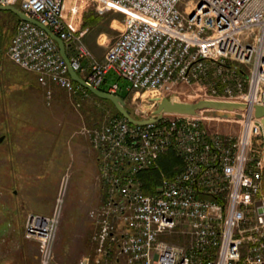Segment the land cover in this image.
<instances>
[{"label":"built area","instance_id":"1","mask_svg":"<svg viewBox=\"0 0 264 264\" xmlns=\"http://www.w3.org/2000/svg\"><path fill=\"white\" fill-rule=\"evenodd\" d=\"M67 1L0 5H18L59 37L76 72L90 59L83 78L92 86H104L109 73L126 81L132 104L149 93L148 100L177 96L248 106L240 119L167 114L133 125L111 117L88 130L110 196L91 212L94 247L80 264H264V212H258L264 208V133L253 117V106H264V0H100L101 13L123 14V30L102 60L70 24ZM7 51L15 66L34 74L47 99L53 86L88 95L74 85L56 42L34 24L19 21ZM136 114L143 117L142 110V117ZM168 150L182 167L143 194L139 174ZM60 201L52 214L26 217L24 237L36 242L39 264H53Z\"/></svg>","mask_w":264,"mask_h":264},{"label":"rangeland","instance_id":"2","mask_svg":"<svg viewBox=\"0 0 264 264\" xmlns=\"http://www.w3.org/2000/svg\"><path fill=\"white\" fill-rule=\"evenodd\" d=\"M79 1H67L70 24L76 29L84 19L91 34L83 42L91 55L102 60L122 29V14L113 9L101 13L104 3L100 0H83L81 8L76 6ZM17 23L13 13L0 11V136H5L0 144V264H39L36 242L24 237L25 220L30 213L52 214L59 199L53 264H80L94 247L96 226L91 212L110 196L101 176L99 151L87 131L115 117L114 109L99 98L70 95L56 86L52 87L53 97L47 99L34 74L9 59L7 45ZM93 40L103 57L90 50L88 43ZM106 78L109 85L117 84L120 91H126V81L112 73ZM128 94L127 107L142 117L150 94L139 93L133 104V94ZM239 130L234 123L233 134L238 135ZM170 241L181 242V238Z\"/></svg>","mask_w":264,"mask_h":264},{"label":"water","instance_id":"3","mask_svg":"<svg viewBox=\"0 0 264 264\" xmlns=\"http://www.w3.org/2000/svg\"><path fill=\"white\" fill-rule=\"evenodd\" d=\"M0 11H7L13 13L19 20L29 22L34 24L35 26L44 30L47 35L53 39L59 48L60 56L65 61L68 66V74L73 82L81 86L82 88L88 90L94 96L99 99L109 101L114 108L118 111V113L127 120L130 124L133 125H146L149 123H153L159 121L163 118L164 115H184V116H197L199 111L203 108H208L206 112V116L212 117H220V118H235L240 119L241 116L230 115L228 113H217L215 110L220 108H228L232 111L243 110L244 108H248L246 104L241 103H231V102H219L209 99L199 100L197 102L187 101L186 99H182L177 96L171 97H155L149 100L150 104L146 105L142 110L143 117L141 119H137L132 114L131 110L127 107L126 102L120 98L118 95H115L110 92L102 91L86 80H84L70 65L69 59L65 53V47L62 40L57 37L54 33H52L47 27L41 25L38 21L33 18L28 17L23 11L13 5H0ZM253 117L261 124L262 130L264 133V106L263 105H255L253 106ZM5 140V136H0V144ZM258 212H264L263 209H258Z\"/></svg>","mask_w":264,"mask_h":264},{"label":"trees","instance_id":"4","mask_svg":"<svg viewBox=\"0 0 264 264\" xmlns=\"http://www.w3.org/2000/svg\"><path fill=\"white\" fill-rule=\"evenodd\" d=\"M19 21V19L17 18ZM107 81V78L105 79V83ZM75 86L77 84L73 82ZM102 91L107 92V88L104 86L99 88ZM85 90V89H84ZM89 96L95 97L92 93H90L88 90H85ZM116 95H118L120 98L125 100V95H127V92L120 91L119 89L115 92ZM102 100V99H101ZM104 102H107L111 104L107 100H102ZM111 106L114 109L115 117L122 118V116L118 113V111L114 108V106L111 104ZM182 167V163L179 157L173 152V151H167L166 153L160 155L158 160L156 161V165L152 168H149L142 173L139 174V179L144 183V187L142 186V190L144 194H152L154 192V188L156 185L160 182L162 179V176L164 177H171L175 174L177 170H179ZM161 171V173H159Z\"/></svg>","mask_w":264,"mask_h":264},{"label":"crops","instance_id":"5","mask_svg":"<svg viewBox=\"0 0 264 264\" xmlns=\"http://www.w3.org/2000/svg\"><path fill=\"white\" fill-rule=\"evenodd\" d=\"M117 11V10H116ZM118 12V11H117ZM120 13V12H119ZM120 14H122V13H120ZM118 22L119 23V21L118 20H113V22ZM112 22V23H113ZM120 26H121V30H120V33H119V35L117 36V38L120 36V34H121V32H122V30H123V14H122V23H120ZM76 30V32H78V31H83L84 32V40L86 39V38H88V40H90L89 39V37H88V34H91L90 33V28L89 27H87L86 26V24H84V19H83V25L82 26H77V28L75 29ZM116 38V39H117ZM115 39V40H116ZM87 40V39H86ZM114 40V41H115ZM113 41V42H114ZM112 42V43H113ZM99 43V42H98ZM111 43V44H112ZM89 45V48H90V50L92 51V52H94L95 54H96V57H103V55L100 53V52H97V50H96V43H95V41L93 40V41H89V43H88ZM110 44V45H111ZM110 47V46H109ZM108 47V48H109ZM92 57L94 58V59H97V58H95V56L94 55H92ZM100 59V58H99ZM98 60V59H97ZM90 62H91V60L90 59H84V60H82V62H81V65H82V71L81 72H79L80 73V75L81 76H86L87 75V73H88V71H89V68H90ZM35 77V76H34ZM35 80H36V78H35ZM36 83H37V81H36ZM108 86H110L107 82H106V84H105V87H108ZM56 88H59V87H56Z\"/></svg>","mask_w":264,"mask_h":264},{"label":"bare ground","instance_id":"6","mask_svg":"<svg viewBox=\"0 0 264 264\" xmlns=\"http://www.w3.org/2000/svg\"><path fill=\"white\" fill-rule=\"evenodd\" d=\"M56 44H57V43H56ZM7 46H8V45H7ZM57 46H58V45H57ZM42 89H43V88H42ZM257 122H258V121H257ZM260 125H261V124H260ZM261 127H262V126H261ZM168 151H173V150H168ZM166 152H167V151H166ZM166 152H165V153H166ZM173 152H174V151H173ZM174 153H175V152H174ZM163 154H164V153H163ZM175 154H176V153H175ZM161 155H162V154H161ZM159 157H160V156H159ZM159 157H158V158H159ZM177 157H178V156H177ZM157 160H158V159H157ZM157 160H156V161H157ZM155 165H156V163H155ZM155 165H154V166H155ZM154 166H153V167H154ZM142 172H143V171H142ZM142 172H141V173H142ZM165 178H168V177H164V176H162V179L160 180L159 183H161V182L163 181V179H165ZM140 181H141V180H140ZM140 184H141V182H140ZM140 189H141V192L143 193V191H142V185L140 186ZM103 191H104V190H103ZM153 193H154V192H153ZM143 194H144V193H143ZM145 195H146V194H145ZM147 195H149V194H147Z\"/></svg>","mask_w":264,"mask_h":264}]
</instances>
